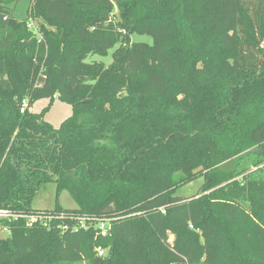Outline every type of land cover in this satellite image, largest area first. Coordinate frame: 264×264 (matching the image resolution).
<instances>
[{"label":"trees","instance_id":"1","mask_svg":"<svg viewBox=\"0 0 264 264\" xmlns=\"http://www.w3.org/2000/svg\"><path fill=\"white\" fill-rule=\"evenodd\" d=\"M19 1L0 0V208L50 219L0 221V264H264V0H30L17 21ZM48 183L77 208L32 209Z\"/></svg>","mask_w":264,"mask_h":264},{"label":"rangeland","instance_id":"2","mask_svg":"<svg viewBox=\"0 0 264 264\" xmlns=\"http://www.w3.org/2000/svg\"><path fill=\"white\" fill-rule=\"evenodd\" d=\"M30 7V0H20L14 5L10 6L12 10V16L17 21H24L27 19V11ZM33 25H37L36 21L33 22ZM37 27V26H36ZM131 42L134 43H146L152 44V38L148 35H138L132 34ZM114 49H111L107 52L105 56L94 55L91 59L93 61L102 62L105 66L110 65L112 62V53ZM48 104V100L41 99L35 102L31 108L32 112L40 113L43 108ZM71 116V107L68 104L61 102L57 97L54 98L52 105L49 107L48 111H45L43 114V120L51 124L54 128H58L60 124ZM202 183V178H196L193 181L181 186L177 189L176 195L181 197H191L195 195ZM56 201L65 209H75L77 208L76 202L71 198V196L66 191H61L56 194V186L54 183H48L43 185L36 197L32 202V209L34 210H51L54 209ZM101 223V222H97ZM100 232L103 234L106 233L108 228V222L104 221L99 225ZM173 238L169 236V242L171 243ZM106 250H101L98 256H106Z\"/></svg>","mask_w":264,"mask_h":264},{"label":"built area","instance_id":"3","mask_svg":"<svg viewBox=\"0 0 264 264\" xmlns=\"http://www.w3.org/2000/svg\"><path fill=\"white\" fill-rule=\"evenodd\" d=\"M33 22H34L33 20H29L27 22V28L37 33V27L33 25L34 24ZM21 112H23V110H21ZM21 219L26 220V225L30 226L32 223H35L37 221H42L45 219L47 220V219H50V217H46L42 213L26 215V214L18 213V212L9 210V209L0 208V221L15 222ZM0 231L3 236L9 235V232L6 228H2L0 229Z\"/></svg>","mask_w":264,"mask_h":264}]
</instances>
